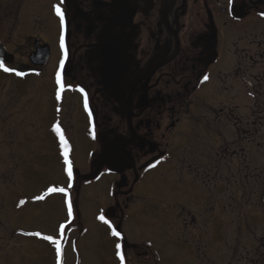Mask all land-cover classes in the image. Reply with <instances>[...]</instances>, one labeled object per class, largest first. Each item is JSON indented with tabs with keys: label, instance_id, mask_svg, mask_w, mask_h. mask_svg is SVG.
Instances as JSON below:
<instances>
[{
	"label": "flooded vegetation",
	"instance_id": "af4514ba",
	"mask_svg": "<svg viewBox=\"0 0 264 264\" xmlns=\"http://www.w3.org/2000/svg\"><path fill=\"white\" fill-rule=\"evenodd\" d=\"M13 1L0 0V34L23 36L28 43L23 52L19 46L24 45L17 52L6 47L15 59L5 66L42 79L45 101L59 92L54 112L63 127L66 115H73V126L90 145L83 173L74 171L69 159V180L58 142L51 163L62 182L45 186L38 196L62 198L66 219L61 220L67 221L53 225L56 233L57 225H65L61 254L54 252L58 263L67 250L79 256L86 234L83 222L67 219V201L73 206L76 185L82 182L98 197L105 189L110 192L115 205L108 203L105 213L117 228L138 186L154 180L165 207L184 211L188 205L183 201L189 200L195 212L207 215L209 225L226 221V198H233L239 207L238 235L224 245L221 264H264V0H36L29 21L24 12L30 16V0H22L16 15ZM39 49L44 60L34 64L29 56ZM27 140L8 143L0 136L5 148L0 163L15 161V168L22 167L20 175H9L0 166V264L30 257V231L17 229L23 212L18 202L27 196L30 204L29 194L17 192L30 175L35 148L30 150ZM50 188H65L67 195ZM161 218L163 228L177 226ZM104 224L102 230L115 241L113 264H122L117 244L123 264L161 260L151 241L113 236ZM20 234L29 239L20 241Z\"/></svg>",
	"mask_w": 264,
	"mask_h": 264
},
{
	"label": "rangeland",
	"instance_id": "374dc122",
	"mask_svg": "<svg viewBox=\"0 0 264 264\" xmlns=\"http://www.w3.org/2000/svg\"><path fill=\"white\" fill-rule=\"evenodd\" d=\"M19 1L21 3L16 0L12 3L14 5L12 13L15 15L20 10L19 4L20 6L22 4V0ZM36 6H38L36 0H30V8L28 9L30 16L27 11L24 12L26 21H29V17L31 18L33 13H36L34 10ZM0 41L11 51L16 52L19 45H24L19 46L23 52L28 43L23 36L13 35V33L11 35L8 33L0 34ZM14 69L21 72L17 68ZM23 73L24 75L17 76L14 73H5L0 69L1 140H7L8 143H11L13 140L19 139V141L25 140L23 142H26L29 138L30 143L27 142V144H30V150L35 148L33 149L34 152L30 153L29 180L22 190L17 191L18 193L24 192L25 195L29 194L30 197V204L25 203V201L27 202L25 195L22 198L24 203L18 202V205L23 206V212L18 218L22 223L17 222V229L24 228L25 231H30V234L40 233L45 236H52L62 242L60 238L63 236H60V229H57V233L53 231L54 224L56 225L61 219H66L62 198L54 195L46 201L37 198L45 186L52 183L57 185L62 182L56 164L52 165L51 163V158L53 159L58 154L60 135L62 134L68 143V159L72 157L74 171L78 173L84 172L89 161L90 145L78 133L76 125L73 126L75 124L73 115H66V124L63 127L58 118L59 113L56 114L52 107V104H59V98L53 96L52 100L45 101V88L40 87L42 79H36L25 72ZM9 78L20 79V82L17 83ZM67 112L68 110L64 108V113ZM22 119L24 120L22 121ZM4 123L7 124L2 126ZM56 126L60 127V133L54 131ZM10 130L14 132L12 133ZM6 133H8L7 136H5ZM73 136L74 141L72 140ZM2 146L4 147L3 143H0V149H5ZM50 147L53 152H50ZM21 149L26 150L27 146L18 148L19 155H21ZM22 160L25 161V159ZM260 164L262 165L261 161ZM1 165L6 173L17 171V174L20 175L22 172V167L18 169L14 167L17 165L15 161L3 162L0 163ZM244 171L248 170L244 169ZM67 178L65 179L68 180ZM74 180H78V177L75 176ZM82 184L80 182L79 186L76 185L72 217L75 221H81L86 225V234L83 236L84 239L79 241V256L73 255L71 250H67V258L62 263L113 264L110 254L115 241L110 239L107 230H102V225L105 224L99 219L103 215L108 220L105 211L108 203L111 202V194L105 189L103 196L98 197L96 190L83 189ZM157 186L154 180L143 181L138 186L135 200L126 211L127 215L120 226V231L125 234L130 242L141 241L146 243L151 241L153 250L161 258L157 264H203V262L204 264H221L224 259L222 256L224 245L234 242L238 235L236 228L239 207L236 206L233 198L230 196L226 198V207L224 206L226 221L222 224L217 221L214 225H209L207 215L204 212H195L193 207L189 206L191 205L189 200L183 201L184 204L188 205L184 211L178 207H165L163 200L166 198L161 196L160 193L162 192L158 189L160 186ZM16 197L18 198V196ZM119 200L123 202L125 197H120ZM110 204L115 205L112 202ZM161 216L164 220L175 221L177 226L172 229L166 224L163 228ZM67 219L70 217L67 216ZM248 221L254 223L250 217ZM253 231L255 232V229ZM26 237L28 238L23 234L17 236L20 241H26ZM18 239L14 241L20 243ZM28 241H30V257L22 258L19 260V264H59L54 253L56 252L55 244L35 235H30ZM32 252L36 253L32 254ZM229 253L231 258H234V253L230 251Z\"/></svg>",
	"mask_w": 264,
	"mask_h": 264
},
{
	"label": "snow or ice",
	"instance_id": "6c2138e0",
	"mask_svg": "<svg viewBox=\"0 0 264 264\" xmlns=\"http://www.w3.org/2000/svg\"><path fill=\"white\" fill-rule=\"evenodd\" d=\"M54 9H55V12L58 16H60V19H61V23H63V19H64V14L61 10V8L57 5V6H54ZM0 69H2L5 73H14L15 75L17 76H22L24 75V73L22 72H19V71H16V69L14 68H9L7 66H5V62L0 59ZM205 80L208 79V77H204ZM57 83L58 85L60 86V89L63 90L64 88V84L62 83L61 79H60V76H59V73L57 74ZM81 91H83L81 89ZM57 98H59V92L57 93ZM85 105H87V98L85 97ZM55 132L57 133H60V127L59 126H56L55 129H54ZM60 142H61V147L63 148V156H64V162L65 164L67 165V175H68V178L69 180H71L72 178V174H73V170H72V164H71V161L68 159V151H69V148H68V143L67 141L64 139V136L61 134L60 135ZM155 166V165H153ZM71 185L69 184V187ZM49 192H60V193H64L65 195H67V191L65 188H50L48 190ZM37 199H43V197H38ZM21 203H24L23 201H21ZM67 215L69 217L72 216V204H71V200L69 199L67 201ZM100 220L104 221V223L108 224L109 225V228L111 229V234L113 236H116V237H119L121 235V233L119 231L116 230V228L114 226H112L109 221H107L105 219V217L103 215H101L99 217ZM64 228H65V225H60V234L63 235V232H64ZM30 235H35V236H40V233H31ZM44 240L46 241H49L51 242L52 244H55L56 246V253H57V256L59 257L60 254H61V242L60 240L58 239H54L52 236H43L42 237ZM120 248H121V245L120 244H117L116 245V249H117V256L120 257V260L123 264V260H124V257L123 255L120 253Z\"/></svg>",
	"mask_w": 264,
	"mask_h": 264
},
{
	"label": "water",
	"instance_id": "95a60500",
	"mask_svg": "<svg viewBox=\"0 0 264 264\" xmlns=\"http://www.w3.org/2000/svg\"><path fill=\"white\" fill-rule=\"evenodd\" d=\"M0 59H2L5 63H11L14 60V56L7 53L5 47L0 42ZM32 63L38 64V62L44 60L43 59V49H39L33 56H30ZM120 230V225L118 226Z\"/></svg>",
	"mask_w": 264,
	"mask_h": 264
}]
</instances>
